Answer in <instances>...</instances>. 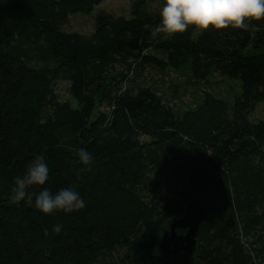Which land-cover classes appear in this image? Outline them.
Masks as SVG:
<instances>
[{"label": "trees", "instance_id": "obj_1", "mask_svg": "<svg viewBox=\"0 0 264 264\" xmlns=\"http://www.w3.org/2000/svg\"><path fill=\"white\" fill-rule=\"evenodd\" d=\"M103 1L0 0V264H166L162 232L196 196L207 210L197 252L168 264H264V120L251 119L264 103V20L154 36L149 0H127L130 18L96 12ZM76 13L94 15L92 32L65 30ZM147 67L197 81L220 73L240 92L175 110L155 87L125 82ZM59 81L75 104L60 99ZM41 154L43 187L76 188L85 209L44 216L12 200Z\"/></svg>", "mask_w": 264, "mask_h": 264}, {"label": "clouds", "instance_id": "obj_2", "mask_svg": "<svg viewBox=\"0 0 264 264\" xmlns=\"http://www.w3.org/2000/svg\"><path fill=\"white\" fill-rule=\"evenodd\" d=\"M160 22L153 35L161 34L174 37L184 34L190 28L193 31L210 29L247 30L253 21L264 20V0H164L159 10ZM80 164L90 170L93 156L84 148L77 154ZM50 180V168L44 154L37 155L22 176L16 178L12 189V200L25 202L44 216L56 213L71 214L86 207V201L74 187L60 188L53 192L43 187ZM33 186H41L39 192H33ZM63 225L57 224L52 232L59 235ZM49 235L48 229L44 230Z\"/></svg>", "mask_w": 264, "mask_h": 264}, {"label": "rangeland", "instance_id": "obj_3", "mask_svg": "<svg viewBox=\"0 0 264 264\" xmlns=\"http://www.w3.org/2000/svg\"><path fill=\"white\" fill-rule=\"evenodd\" d=\"M163 3L164 0H149L148 8L150 11L152 10L156 14H159ZM102 10L129 18L132 15L131 7L127 0H104L96 8V12ZM92 16L94 15L89 16L83 13L71 15L69 22L65 26V30L80 33L92 32L94 29ZM119 70H123V66H119ZM126 77L124 79L126 83H130L134 78L137 84L141 83L155 87L165 97L171 107L180 111L195 107L206 92L219 95L229 101L240 92V83L237 80L230 79L220 73H215L207 80L197 81L186 70L174 71L172 69L161 70L159 68L147 67L138 76L130 73ZM55 90L62 101H69L75 104L67 82H57ZM109 110V106L103 105V111L108 112ZM251 119L253 121L264 120V103L258 105L251 115Z\"/></svg>", "mask_w": 264, "mask_h": 264}, {"label": "water", "instance_id": "obj_4", "mask_svg": "<svg viewBox=\"0 0 264 264\" xmlns=\"http://www.w3.org/2000/svg\"><path fill=\"white\" fill-rule=\"evenodd\" d=\"M207 219V210L199 197H194L187 205L184 215L167 221L157 252L161 260L168 264L179 253L195 255L198 245L200 225ZM184 230V232H180Z\"/></svg>", "mask_w": 264, "mask_h": 264}]
</instances>
